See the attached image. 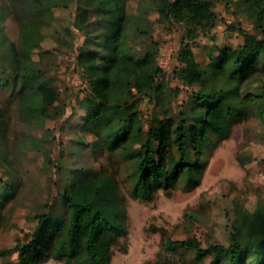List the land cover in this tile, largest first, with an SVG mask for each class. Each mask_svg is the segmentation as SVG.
I'll return each mask as SVG.
<instances>
[{
  "label": "rangeland",
  "instance_id": "rangeland-1",
  "mask_svg": "<svg viewBox=\"0 0 264 264\" xmlns=\"http://www.w3.org/2000/svg\"><path fill=\"white\" fill-rule=\"evenodd\" d=\"M210 1L215 25L185 35L182 27L162 20L149 8L150 0H127L124 24L129 15L145 16L156 41L151 47L147 37L129 31L127 41L142 51L134 60L135 78L130 88L135 103L131 111L115 105L108 108L113 128L132 124L129 148L138 147L136 128H145L158 101L152 86L160 76L150 81L156 67L164 71L159 80L174 89L164 90L175 111L179 105L189 106L192 93L200 91L199 70L208 65L212 47L236 48L257 37L245 0ZM89 2L95 0L54 6L52 18L45 23L40 18L27 22L22 8L0 0L4 28L0 35V179L11 182L13 191L8 188V198L0 208V264L15 262L17 243L29 237L36 224L35 214L46 211L57 185L67 184L76 170L91 167L114 175L126 210V230L111 247L110 264H210L209 254L198 256L194 249L181 248L171 253L164 251L162 244L166 238L194 237L206 247L214 242L232 244L233 234L241 241L247 238L245 219L257 206H264V117L258 109L262 99H255L249 112L232 121L226 137L214 136L206 142L203 157L207 163L193 186H187L185 174L169 195L161 190L152 199L134 195L130 159L120 151L93 146L96 135L85 124L87 111L80 106L89 84L76 58L84 32L75 21L78 9ZM13 51L22 61V54H27L52 77L59 98L46 112L40 111L33 91L12 90ZM24 73L25 85L37 77L35 72ZM261 88L264 73L243 86V90L258 94ZM230 256L226 253L219 264H232ZM41 264L72 263L50 258Z\"/></svg>",
  "mask_w": 264,
  "mask_h": 264
},
{
  "label": "trees",
  "instance_id": "trees-1",
  "mask_svg": "<svg viewBox=\"0 0 264 264\" xmlns=\"http://www.w3.org/2000/svg\"><path fill=\"white\" fill-rule=\"evenodd\" d=\"M69 1L10 0V3L22 8L27 22L40 18L47 23L52 18L51 8L67 5ZM245 1L257 37L236 48L226 45L211 48L208 65L199 70L200 91L192 93L189 106L171 109L172 99L167 98L164 89H174L159 80L164 71L155 68L150 81L160 76L152 86V91L158 93V101L154 102L145 128H136L139 145L133 149L128 146L132 124L113 128L108 108L115 105L126 111L133 109L135 101L130 88L135 78L134 60L142 51L128 42L127 36L129 31L141 33L154 47L150 22L136 14L129 15L124 24L127 0H95L78 9L75 25L84 32V38L76 58L89 84V91L80 100L81 108L87 111L84 121L96 135L93 141L96 149L120 151L130 159L129 177L134 195L152 199L158 190L169 195L185 174L187 186H193L207 163L203 157L206 142L214 136L226 137L232 121L249 112L257 98L262 99L258 109L259 116L264 117V88L260 94L256 90H243L253 76L264 73V0ZM150 2L149 8L155 9L162 20L178 24L185 35L195 28L215 25L216 14L210 0ZM3 30L0 24V35ZM22 55L23 61L13 51L12 90L33 91L40 111L46 112L47 106L59 98L55 83L36 61ZM25 71L37 76L28 79V85L23 81ZM8 188L12 191L11 182L0 179V208L8 198ZM35 219L29 237L15 247L13 264H41L50 258L65 259L72 264H110L111 247L126 230V210L118 180L101 168H80L67 184L57 185L56 195L46 205V211L35 214ZM245 221L247 238L243 241L233 234L232 244L214 242L203 247L194 237L166 238L162 249L171 253L177 248L194 249L198 256L209 254L210 264H219L228 252L232 264H264V206H257Z\"/></svg>",
  "mask_w": 264,
  "mask_h": 264
}]
</instances>
